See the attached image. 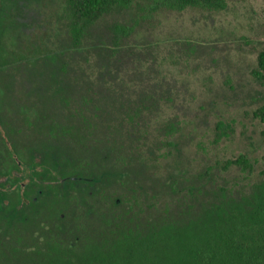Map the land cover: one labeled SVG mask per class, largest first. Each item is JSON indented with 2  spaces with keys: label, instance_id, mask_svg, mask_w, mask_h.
<instances>
[{
  "label": "trees",
  "instance_id": "16d2710c",
  "mask_svg": "<svg viewBox=\"0 0 264 264\" xmlns=\"http://www.w3.org/2000/svg\"><path fill=\"white\" fill-rule=\"evenodd\" d=\"M227 7L228 0H66L67 41L35 45L30 38L22 47L16 7L0 0V70L17 68L21 53L39 57L34 67L0 81V120L13 138L5 144L6 169L31 150L53 147L71 159L61 174L68 185L49 194L50 208L34 207L25 221L9 219L15 224L0 233V264H264V181L238 196L191 191L196 204L168 205L151 218L134 209H141L139 187L131 186L125 202L115 198L116 186L95 196L88 191L104 175H118L123 185V176L150 170L179 130L176 121L159 119L177 95L159 80L156 46L129 40L160 12ZM119 11L129 12L131 22L113 24L108 35L97 29ZM39 62L46 66L37 70ZM253 74L264 82V50ZM18 80L28 83L20 91L26 100L16 95ZM232 165L252 168L244 155L225 168ZM96 199L98 215L88 222L85 206ZM48 225L51 233L38 242L30 227Z\"/></svg>",
  "mask_w": 264,
  "mask_h": 264
},
{
  "label": "rangeland",
  "instance_id": "374dc122",
  "mask_svg": "<svg viewBox=\"0 0 264 264\" xmlns=\"http://www.w3.org/2000/svg\"><path fill=\"white\" fill-rule=\"evenodd\" d=\"M9 1L16 7V21L24 35L20 46L31 39L35 45L67 41L68 29L62 18L66 0ZM1 12L6 20L11 11ZM130 22L131 14L119 11L105 18L97 29L108 35L113 24ZM129 43L156 46L159 80L175 86L177 95L174 107L166 108L159 119L176 121L179 130L171 138L174 145L159 152L162 157L150 170L137 169L123 176V185L118 175H104L97 179L98 186L88 191L95 196L94 192L116 186L115 198L125 202L132 196V187H139L141 209H134L140 217L151 218L168 205L184 210L196 204L191 191L197 195L200 189L218 193L224 189L238 196L263 182L264 116L259 111L264 109V82L255 78L253 70L264 50V0H228L227 9L221 12L163 11ZM18 60L17 68L0 70L1 83L7 74L17 75L20 69L34 67L39 57L21 53ZM39 63L37 70L46 66ZM15 85L17 97L26 100L20 91L28 90V83L23 86L18 80ZM6 128L0 120V233L15 224L9 219L25 221L34 207L41 212L50 208L49 194L68 185L61 174L71 160L66 152L52 147L31 150L26 159L18 157V164L6 169L5 144L13 139ZM242 155L251 169L239 165L225 168L228 161ZM96 200L85 206L88 222L98 215L95 208L101 202ZM118 207L124 209V205ZM51 227L30 229L39 242L51 233Z\"/></svg>",
  "mask_w": 264,
  "mask_h": 264
}]
</instances>
